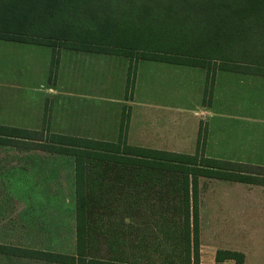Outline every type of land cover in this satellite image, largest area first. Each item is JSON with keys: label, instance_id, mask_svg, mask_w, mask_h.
I'll return each instance as SVG.
<instances>
[{"label": "trees", "instance_id": "obj_1", "mask_svg": "<svg viewBox=\"0 0 264 264\" xmlns=\"http://www.w3.org/2000/svg\"><path fill=\"white\" fill-rule=\"evenodd\" d=\"M0 38L51 46L54 71L63 48L122 56L135 52L137 60L201 66L207 70L204 100L210 102L218 70L264 75V0H0ZM128 123L122 121L117 141L54 134L48 142L30 143L74 157L76 252L44 253L45 259L153 264L155 259L145 261L147 255L134 263L94 255L95 233L114 229L105 228L107 223L101 225L90 212L108 173L130 168L144 184H162L168 175L173 179L179 220L173 216L166 225L156 223L172 245L170 259L164 257L162 264H200V177L264 185V166L206 156L202 127V149L191 154L130 144ZM23 132L41 140L40 131L0 126V136ZM225 259L244 264L242 252L218 250L216 264Z\"/></svg>", "mask_w": 264, "mask_h": 264}, {"label": "crops", "instance_id": "obj_2", "mask_svg": "<svg viewBox=\"0 0 264 264\" xmlns=\"http://www.w3.org/2000/svg\"><path fill=\"white\" fill-rule=\"evenodd\" d=\"M13 43H19L20 45H7ZM30 45L33 44L0 38V126H10L26 131H39L29 126V111L33 109L34 105L30 107V100L35 102L34 109L37 110V115L44 116L48 98L56 105L53 108H59L63 99H68L69 106L67 108L68 113H66L68 126L73 128L85 126L87 130H90L93 125L86 124L90 116L82 111L95 109L98 114L101 111H106V115H108L107 108L103 107V100L119 103V110L124 106L122 102H124V99L127 100L126 97L124 98L127 85L126 64L123 67V82L122 86H120L121 98L116 96L113 98L109 97L107 95L108 90L103 91L106 88L108 89L109 86L107 83L106 88L103 85L102 66L100 72H98L100 75L99 81L97 76L93 74V72L98 70L80 72L78 69V62H82L84 56L90 54L121 58L122 56L82 50H69L68 53L61 51L60 60L62 56V61L60 62L59 60V66L62 70L60 78L54 84H48L44 87L42 98L36 101L31 95L33 91L38 90L40 87L30 86L29 76L34 73L33 71L30 72L28 64ZM47 51L49 52L50 61V53L52 52L50 50ZM66 58H68L67 62L69 63L67 85L61 81L63 73L62 63H64ZM152 61L160 63V65L154 63L150 65L149 98L147 101L149 104L148 118L145 115L139 117V126H142L140 133L149 136V143L144 142L145 139H138V142H134L133 145L192 154L197 150L200 124L203 123L206 127V138L203 146L206 156L264 166V75L220 70L216 72L211 101L203 103L207 79L206 68ZM170 64L181 68L176 71L180 74L178 80L181 87L178 95L181 101L180 104L172 101L174 93L172 89V73L174 71L170 68L171 66L169 67ZM49 67L50 63L46 67L44 79L49 76ZM200 69L204 71H198ZM58 70H60L59 67ZM190 72H196L200 81L198 82V92L193 105L187 106L183 102L187 103L189 97L187 88ZM93 77L97 78L96 82H91ZM138 88L139 83H135L133 99H131L133 100L131 103L133 114L132 118H130V125L133 127H136L135 121L138 119L136 111L140 107H144L141 105L142 102L138 100V93L140 94ZM62 89L64 90L62 91ZM123 89H125L124 93H122ZM222 90L223 95L227 96L228 100H221ZM93 99L100 102L93 104L91 102ZM48 114L49 112L46 113V117H48ZM103 118L108 122V116ZM57 119H60V115L57 117V109L56 111L54 109L52 124L54 121L55 125V120ZM174 120H178L177 123L179 125L175 124L176 126H185L186 130L174 131L171 126ZM97 133L99 134L100 130L97 131L96 129ZM54 134L62 133H52L50 140ZM174 134L184 136L188 145L186 147L183 145L181 150L172 149L170 146L164 145L163 142L167 143L170 141ZM39 135L41 138L39 141L30 138L31 136L24 134V132L17 133L14 137L0 136V165H2L1 162L5 156V154L3 156L1 153L6 145L38 148L39 146H32L30 143L47 142L43 140L42 133ZM73 135L111 141L107 138L83 135V133ZM23 202L27 205V199L13 200L11 197L3 196V193H0V264H41V259H37L40 263L38 261H30L29 256L21 252L23 248L25 250L29 249L27 239L23 244L22 236L20 238L16 237L14 242L13 233L22 234L30 233V230L37 231L36 227L30 229L28 225V209L21 208L15 211L11 208L12 205H23ZM199 204L202 246H212L213 259H216V252L222 249L242 252L244 254V264H264L263 184L213 178L201 184ZM14 217L19 218L14 220ZM53 229L52 233H54ZM206 233H226L227 235L225 239H222V242L210 244L208 242L209 239L207 240L206 238ZM13 246L16 247V251H14ZM228 261L230 262L231 260ZM46 264L60 263L47 261Z\"/></svg>", "mask_w": 264, "mask_h": 264}, {"label": "rangeland", "instance_id": "obj_3", "mask_svg": "<svg viewBox=\"0 0 264 264\" xmlns=\"http://www.w3.org/2000/svg\"><path fill=\"white\" fill-rule=\"evenodd\" d=\"M31 44L33 45L29 46L28 64L30 72L33 71L34 73L29 76V81H31L30 86L40 87H34L38 88V90L33 91L31 95L33 99L38 101V99L40 100L43 96V88L59 80L62 69L58 65L60 70H58V68L55 71L52 70V53H50L49 61V52L47 51L50 50L52 52L51 46ZM7 45L20 44L13 43ZM69 50L80 51L63 48L62 52L68 53ZM133 54L134 55L130 56L115 55L122 56V58L90 54L84 56L82 62H78V69L80 72L84 70H98L97 72H93V74L97 76L98 81L100 78L98 72H100L101 66L103 67V85L105 88L107 87L106 83L109 86L108 89L106 88L103 91L108 90L107 95L112 98L114 96L121 98L120 86H122L123 82V67L126 64L125 72L127 85L124 98L126 97L127 100L124 99V102H122L124 106L121 107L120 110L119 103L103 100V107L107 108L108 115H106V111H101L98 114L95 109L82 111L90 116L86 124L93 125L90 127V130H87L85 126L79 128L68 126V118L66 116L69 106L68 99H63L60 105L57 103L59 108H53L56 107V105L48 98L45 105L46 113L49 112L48 117H46V113H44V116L37 115V110L34 109L35 102L30 100V107L34 105L33 109L29 111V126L41 131L43 140L47 142L50 141L52 133L56 132L71 135L83 133V135L117 141L120 135L122 121L125 122V120L129 119L127 133H125L128 143L133 144L134 142H138V139H145L144 142L149 143V136L140 133L142 126H139V117L145 115L146 118H148L149 104L147 101L149 98L148 84L150 78V65L152 63L160 65V63L153 62L150 59L137 60V54H135V52ZM252 54L255 53L252 52ZM61 61L62 56L60 62ZM67 61L68 58H66V60L64 59V63H62L63 73L61 81L65 85L68 84L69 73V63ZM48 63H50L48 71L49 76L44 79V73ZM170 66L171 64L169 67ZM184 67L187 68L186 66ZM170 68L174 71L172 73V89L174 91L172 101L180 104L181 101L178 98L181 90L180 83L178 82L180 74L176 71L181 68L175 65H172ZM57 71H59L58 77ZM198 71L204 70L200 69ZM97 78H91V82H96ZM188 78L189 84L187 89L189 91V97L188 100L186 99L187 103L183 102V104L192 106L197 96L198 82L200 80H198L196 72H190ZM135 83H139L138 90L140 94L138 93V100L142 102L141 105L144 107L137 108L136 116L138 119L135 121L136 127H133L130 125V118H132L133 114L131 106L133 100L131 99H133ZM63 90L64 89H62V91ZM124 91L125 89H123L122 93H124ZM205 95L206 86L203 94V103L209 100V98L204 100ZM221 100H228V97L223 95V90ZM91 102L94 104L100 101L93 99ZM54 109L55 111L57 109V117L60 115V119L55 120V125L54 121L52 124ZM106 116L109 118L108 122L103 118ZM177 122L178 120H174L171 124L174 131L186 130L185 126H176L179 125ZM200 127L203 128L204 134V130L206 129L205 125L201 123ZM95 128L97 131L100 130L99 134H96ZM163 144L176 150H181L183 145L185 147L188 145L185 137L180 134H174L170 141L167 143L163 142ZM198 145L199 147L197 150H201L202 143L200 144V142H197V146ZM1 154L3 156L5 154V156L1 162L2 165H0V193H3V196L11 197L13 200L21 198L24 200L27 199V205L23 202V205H12L11 208L15 211L21 208L28 209V225L30 229L32 227L37 228L35 232L30 230V233H13L14 242L16 241V237L20 238L22 236L23 244L27 239L28 248L35 251V253L24 252L29 249L25 250L23 248L21 252L27 254L30 261H38L37 259H41V264H46L47 261H53L43 259L46 256L44 253H51V255H55V253L75 254L74 157L68 154L50 152L39 148H25L23 146L14 145H6ZM211 179L213 178L200 177L199 186ZM102 191L100 200H91L90 203L93 207H90V212L93 213L95 218L98 219L97 222L101 223V225L107 223L105 228L113 227L114 229L111 231L112 233H95L96 243L94 255L105 259H122L123 257V259L129 261V263H134L135 260L140 262L143 255H147L145 261L155 259L153 264L164 263V257H167V260H169L172 245L170 241L166 239L165 233L160 232L156 223L158 222L160 225H162L161 223H165L166 225L173 219V216L179 220V215H177V211H174L173 206L176 198L173 179L168 175L167 177H163L162 184H156L154 182L144 184L137 180L131 173L130 168L126 170L122 169L118 172L114 171L108 173L105 176ZM131 203L133 206H130ZM13 214L14 216L16 215L15 212ZM18 218L14 217V220ZM52 228H54V233H52ZM226 235V233H206V238L207 240L209 239L208 242H210V244H218L222 242V239H225ZM200 242L201 264H216V259H213L212 246H202L201 238ZM13 247L14 251H16V247ZM228 260H231L230 263L235 264L234 259H225L222 264L228 263Z\"/></svg>", "mask_w": 264, "mask_h": 264}, {"label": "water", "instance_id": "obj_4", "mask_svg": "<svg viewBox=\"0 0 264 264\" xmlns=\"http://www.w3.org/2000/svg\"><path fill=\"white\" fill-rule=\"evenodd\" d=\"M226 264H232V263L228 262V263H226Z\"/></svg>", "mask_w": 264, "mask_h": 264}]
</instances>
